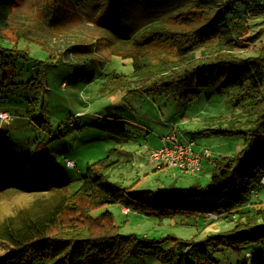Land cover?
<instances>
[{
  "label": "rangeland",
  "instance_id": "rangeland-1",
  "mask_svg": "<svg viewBox=\"0 0 264 264\" xmlns=\"http://www.w3.org/2000/svg\"><path fill=\"white\" fill-rule=\"evenodd\" d=\"M198 1L16 0L10 25L0 29V46L24 50V56L13 59L14 82L27 85L42 76L41 98L46 121L39 120V124L27 117L29 105L25 99L30 91L24 87L12 91L9 101L0 99V113L10 116L7 122L0 120V164L30 154L54 171L56 183L70 182L71 189H76L87 165L108 156L117 160V165L107 170L108 180L136 191L186 188L196 180L206 184L215 162L208 161L202 172L190 174L175 167L157 169L156 163L146 161V152L159 146L161 137L175 133L182 142L193 138L194 150L208 148L218 160L232 156L245 148L242 137L194 131L218 127L219 124L203 115H221L222 128L232 120L235 130L245 131L249 127L247 109L235 106L225 96L182 102L164 95L127 94V86H118L119 83L114 86L108 80L114 71L122 73L142 69L147 62L177 59L176 52L161 39L159 31L153 32L151 27L168 26L176 13L188 21L193 17L192 6ZM249 1L255 2L234 0V12L227 15V20L232 14L240 16L246 31L243 38L247 40H239L235 53L258 58L264 55V11L246 18L243 9ZM20 31L23 34L17 38ZM142 34L148 35L147 39ZM135 40L142 43L131 44ZM69 44H78L76 51L87 61L77 64L64 59L72 54L64 50ZM8 83L4 90L14 86ZM109 122L127 128L128 137L110 134L105 127ZM67 160L74 161L76 167H68ZM255 189L254 200L264 202V186ZM53 200L52 192L1 191L0 224L21 222L26 216L40 213ZM121 207L109 204L90 212L91 203L86 198L78 199L65 208L59 225L72 224L95 234L110 232L115 225L119 235L156 240L159 247L178 254L187 253L186 243L201 241L208 234L222 232L232 225L225 219L202 214L145 215L131 209L122 212ZM109 213L112 218L108 221L103 214ZM89 214L99 218L92 219ZM57 231L56 228L52 233ZM211 246L206 243V247ZM260 249L258 244H248L236 252L220 245L200 264H250L245 252L260 253ZM6 250L0 243V254ZM187 256L193 260L192 255ZM95 258L92 255L72 264H106ZM120 264L165 263L151 252L139 251L126 256Z\"/></svg>",
  "mask_w": 264,
  "mask_h": 264
},
{
  "label": "trees",
  "instance_id": "trees-1",
  "mask_svg": "<svg viewBox=\"0 0 264 264\" xmlns=\"http://www.w3.org/2000/svg\"><path fill=\"white\" fill-rule=\"evenodd\" d=\"M15 6L16 0H0V29L10 25ZM234 6V0H200L192 6L193 17L188 21L176 13L168 26H152L153 32L159 31L161 39L163 37L178 58L153 64L147 62L142 69L122 73L114 71L108 80L114 86L118 83V86H127V94L164 95L182 102L196 98L210 101L215 96H225L235 106L242 105L247 109L249 119L246 123L249 127L245 131L235 130V122L228 120L229 125L222 128L221 116H208L205 119L219 125L204 128L201 132L237 135L243 138L245 148L217 160L206 184L196 183L186 188L158 192L136 191L110 182L107 170L117 165V160L113 161L108 156L87 165L76 189H71L70 182L56 183L54 171L30 154L0 164V192L19 189L54 194V200L44 205L40 213L26 216L16 224H0V243L7 248L0 254V264H72L92 255L106 261V264H120L126 256L139 251L151 252L165 264H200L220 245L241 252L248 244H258L261 254L247 250L245 258L250 260V264H264V202L253 198L257 193L255 188L264 186L261 182L264 177V55L245 58L235 53L239 40L246 41L247 38H243L246 31L240 16L232 14L227 20V15L234 12ZM262 11L264 0L249 1L243 9L246 18ZM20 33L22 31L18 32L17 38ZM142 36L148 37L146 34ZM134 43L142 42L135 40L131 44ZM76 45L65 47L66 53L72 54L64 59L77 64L87 61L76 51ZM23 51L0 46V99L9 101L12 91L26 88L30 91L25 99L29 105L27 117L41 124L39 120L46 121L41 98L42 76L27 85L13 81L16 75L13 59L24 56ZM6 83L14 86L4 90ZM105 127L112 135L128 137V129L119 123L109 122ZM83 198L91 203L90 212L98 206L120 204L145 215L159 213L170 216L179 212L207 216L212 213L232 225L222 232L208 234L201 241L186 243L187 253L178 254L159 247L156 240L142 241L135 235H119L114 223L112 231L97 234L84 227H72V224L68 227L59 225L65 208ZM89 216L99 218L97 215ZM103 216L108 221L112 218L110 213ZM56 228L58 231L53 234ZM206 243L209 247L212 244L211 248L206 247ZM187 255H192L193 260Z\"/></svg>",
  "mask_w": 264,
  "mask_h": 264
},
{
  "label": "built area",
  "instance_id": "built-area-1",
  "mask_svg": "<svg viewBox=\"0 0 264 264\" xmlns=\"http://www.w3.org/2000/svg\"><path fill=\"white\" fill-rule=\"evenodd\" d=\"M10 116L6 112L0 113L1 121H9ZM149 161L157 164L158 168L175 167L181 172L195 174L203 169V161L211 155L208 148L196 151L193 149V142H181L175 134L161 137L159 146L149 149L147 152ZM68 167H75L74 161L67 160ZM264 183V177L261 180ZM125 212H129V207L122 205ZM207 217L217 219V215L208 213Z\"/></svg>",
  "mask_w": 264,
  "mask_h": 264
},
{
  "label": "crops",
  "instance_id": "crops-1",
  "mask_svg": "<svg viewBox=\"0 0 264 264\" xmlns=\"http://www.w3.org/2000/svg\"><path fill=\"white\" fill-rule=\"evenodd\" d=\"M203 116H206V117H208V115H203ZM202 116V117H203ZM211 116H216V118L218 117V116H221V115H211ZM9 125V124H8ZM10 125H11V123H10ZM9 125V126H10ZM204 128H200V129H197L196 131H194V132H196V133H200L202 130H203ZM172 134H175V133H172ZM170 135V134H169ZM176 135V134H175ZM176 137L178 138V136L176 135ZM179 139V138H178ZM180 140V139H179ZM193 138H191V140H189V141H191V142H193ZM181 141V140H180ZM188 141V139H186L184 142H187ZM182 142V141H181ZM141 156H143V154L141 155ZM143 157H145V156H143ZM146 158V157H145ZM218 159L216 158V157H214L212 154L208 157V158H205L204 159V161H203V169H202V171L205 169V167H206V163L208 162V161H211V162H216ZM146 161L147 162H151V161H149V160H147L146 159ZM157 169H158V167H157ZM201 171V172H202ZM197 181V180H196ZM194 182V183H192V185H194V184H196V183H199L198 181L197 182ZM122 206V205H121ZM121 210H122V212L124 211L123 209H122V207H121ZM130 211V210H129ZM125 212V211H124Z\"/></svg>",
  "mask_w": 264,
  "mask_h": 264
}]
</instances>
